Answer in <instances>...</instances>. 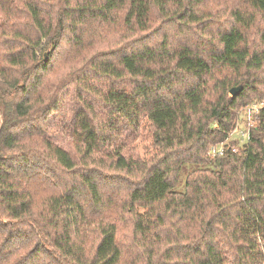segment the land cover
Listing matches in <instances>:
<instances>
[{"label": "trees", "instance_id": "obj_1", "mask_svg": "<svg viewBox=\"0 0 264 264\" xmlns=\"http://www.w3.org/2000/svg\"><path fill=\"white\" fill-rule=\"evenodd\" d=\"M209 1L0 0L2 36L25 42L0 62V264H225L228 256L235 264H258L264 258V105L247 142L232 140L224 154H210L236 125L238 102L254 100L246 92L259 85L264 51L249 45L246 32L256 23L264 41V0ZM22 11L38 36L18 28L15 14ZM120 11L121 36L129 42L81 52L86 26L116 23ZM216 18L227 25L213 34ZM166 25L194 38L173 46L163 29L158 43L148 41L145 31ZM63 41L78 53L46 87ZM223 70L228 75H219ZM69 83L80 102L73 150L44 137L47 115ZM258 97L264 101V92ZM96 105L105 110L101 117ZM144 127L151 145L138 155L126 140L142 138ZM20 162L24 171L12 176ZM29 164H47V175L60 181L35 205L41 193ZM121 220L131 237L128 260Z\"/></svg>", "mask_w": 264, "mask_h": 264}, {"label": "rangeland", "instance_id": "obj_2", "mask_svg": "<svg viewBox=\"0 0 264 264\" xmlns=\"http://www.w3.org/2000/svg\"><path fill=\"white\" fill-rule=\"evenodd\" d=\"M215 2L216 4H218L220 0H218V2L216 0H210L208 2V5L209 6H211V4L216 5ZM20 6L23 7L21 3H20ZM121 15H122V11H120V13L118 14L117 19L115 21L116 23L114 22L108 23V26H104V25L86 26V30L87 28L88 30L87 31L85 30L86 33L84 36V43H83V45L85 46L81 50V52H83L84 54H87V53L90 54V53L95 52V49H98L101 47L103 48L115 47L118 45L117 43H120L122 45L128 43L130 39L125 38L124 36H121L122 33L124 32V30L121 28L122 27ZM15 16H16V23L18 25V28L20 27L24 33H27L28 30H30L28 34L29 36H32V37L38 36L37 32L35 31V28H31L30 24H26L27 16H28L27 12L22 11V13L19 12L18 14H15ZM159 23H160V18H156L154 21V25H159ZM260 23L262 24V21ZM210 25H211V28L213 29V34H215L216 31H218L220 28H223L227 25V21L225 18L222 21L220 20V18H216L210 23ZM163 29L167 30V33L169 32L170 39L173 40V46H176L177 44H179V42H187L194 38L192 33L186 30L185 28H180L179 30H176V27L174 25H171V26L166 25L160 30H154V28L151 27L150 30L145 31L146 38H148V41L151 43H158L162 38ZM206 31H207L206 33H208V31L210 32V28L209 30L207 29ZM2 34L3 32H0V62L3 61L6 53L10 49L17 48L18 45H20L21 47L25 45V42H20V44H17L14 42L13 39H11V37L8 36V38H5L6 36L3 37ZM246 35H247L249 45L251 46L256 45L259 49L261 50L263 49L264 51V41L262 40L260 36L259 26L256 23L247 30ZM41 41L43 42L44 39L42 38ZM62 45L64 46L60 50L55 51L56 60L54 59V62L52 64V69L49 72L48 81L45 83L46 87H50L52 81L59 74L64 73L67 69H69L70 63H68L66 59L78 53V51L76 50L77 47L75 48V46H73L74 45L73 43L63 41ZM211 46H215V45H211ZM48 50L53 51V47L50 45L48 47ZM257 73L259 75V79H258L260 81L259 85H256V87L254 88H250L246 92L247 96L253 95L254 98L252 99L254 100L249 103L247 100L241 99L238 102L239 105L237 109L239 112L237 111L238 115L236 117L235 124H237V122L239 121L238 116L245 112V108L249 104L253 102L262 101L256 98H259L258 96L260 92H264V85L262 84L263 83L262 78H264V63H263L262 68L258 70ZM226 74L227 73L225 70H223V72H219V75H222V76ZM0 79H3L1 74H0ZM255 95H258V96H255ZM58 96H59V100L57 102L55 110H53L52 112H49L47 115V118L45 121V130L48 133L45 134L44 137L52 140L53 143L60 145L67 150H73L75 149L74 143L77 139L76 134H75V129H74L76 121H77L76 113L80 107V102L77 97L76 84L69 83L62 89V91L60 92ZM96 109L98 111V116L100 117L105 113L104 108L99 105H96ZM232 130L229 134V138L227 140L228 142H231L232 140H236V137H238V135H235V134L231 135ZM143 131H144L143 132L144 136L142 138H138L137 140H131L130 138H128L126 140L127 150L139 155L143 153L144 150L150 147L151 136H149L148 134L149 132L147 131L146 127L143 128ZM234 144L235 145L238 144L240 146L243 143L238 142ZM144 147L146 148L144 149ZM32 159L34 160V158ZM24 165L25 164L23 162H20L17 165L19 168L17 170L18 173L12 174V176H16V177L20 176L19 173H22L24 171L23 170L25 167ZM47 167H48L47 164H44L40 167H34V166H31V164H29L27 167L28 173L38 174L34 177L32 186L38 189V191L41 194L37 196V199H35L34 205L37 204L43 196L49 194L54 189H57V184H60V181H57L52 176L47 175V173L49 172V168ZM184 176H185V173L181 175L182 178ZM43 177L46 180V184L43 183ZM125 193H126V189L121 187L120 192H119L120 196L125 195ZM112 213L115 215L114 211ZM118 224H119V231H118L119 241L122 244V247L124 249L125 260H128L132 257L131 246H130L131 237L129 235V226L127 225V223H124L123 220H121ZM225 264H235V263L233 262L232 258L228 256ZM258 264H264V258H262Z\"/></svg>", "mask_w": 264, "mask_h": 264}, {"label": "built area", "instance_id": "obj_3", "mask_svg": "<svg viewBox=\"0 0 264 264\" xmlns=\"http://www.w3.org/2000/svg\"><path fill=\"white\" fill-rule=\"evenodd\" d=\"M263 105L264 101L253 102L245 108L244 113L238 116L239 121L234 126L231 135H238L236 139H238L239 142L244 143L249 140L250 130L253 125V119L258 114ZM227 140L219 144H214L210 149V154L212 156H217L224 154L227 150L231 149L230 146H228ZM232 149L235 150L236 146H232Z\"/></svg>", "mask_w": 264, "mask_h": 264}, {"label": "water", "instance_id": "obj_4", "mask_svg": "<svg viewBox=\"0 0 264 264\" xmlns=\"http://www.w3.org/2000/svg\"><path fill=\"white\" fill-rule=\"evenodd\" d=\"M241 89H242V84L235 85V86L231 87L230 92L233 95H235V94L239 93Z\"/></svg>", "mask_w": 264, "mask_h": 264}]
</instances>
